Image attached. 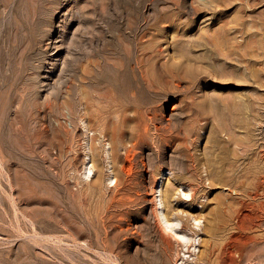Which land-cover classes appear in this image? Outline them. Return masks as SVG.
I'll use <instances>...</instances> for the list:
<instances>
[{
	"label": "rangeland",
	"instance_id": "rangeland-1",
	"mask_svg": "<svg viewBox=\"0 0 264 264\" xmlns=\"http://www.w3.org/2000/svg\"><path fill=\"white\" fill-rule=\"evenodd\" d=\"M0 264H264V0H0Z\"/></svg>",
	"mask_w": 264,
	"mask_h": 264
},
{
	"label": "bare ground",
	"instance_id": "bare-ground-1",
	"mask_svg": "<svg viewBox=\"0 0 264 264\" xmlns=\"http://www.w3.org/2000/svg\"><path fill=\"white\" fill-rule=\"evenodd\" d=\"M170 71V70H169ZM151 120V119H150ZM151 122V121H150ZM145 124V123H144ZM143 128V127H142ZM146 131V130H145ZM143 132V131H142ZM141 134V133H140ZM137 136V135H136ZM145 136V135H144ZM137 142H135V144H136ZM138 143H139V140H138ZM137 143V144H138ZM87 144V143H86ZM140 144V143H139ZM106 145V144H105ZM109 146V145H108ZM88 148V147H87ZM109 149V148H108ZM107 159V158H106ZM87 162V161H86ZM85 162V163H86ZM87 164V163H86ZM83 165V167H84V170H83V173H84V177L85 176H89V174H90V172H91V170H92V168L90 167V166H88V165ZM92 164V163H91ZM108 167V166H107ZM83 169V168H82ZM112 173V172H111ZM163 173V172H162ZM162 173H160V174H162ZM165 173V172H164ZM110 174V173H109ZM82 175V174H81ZM157 177V176H156ZM162 177H163V175H162ZM87 178V177H86ZM107 178V177H106ZM113 178V177H112ZM111 178V176H110V178L109 179H107L106 181H109V184L108 185H110V183H112V181H113V179ZM85 179V178H84ZM156 179V178H155ZM166 179V178H165ZM156 181V186H155V189H154V191H155V193L153 194V198H154V203H153V209H154V215H155V218H156V221H157V223H158V225L160 226V228H161V231H164L165 233L166 232H168V233H170V235L172 234V235H175V224L177 223V222H175L173 219H170V218H168L167 217V215L163 212V207L164 206H162V209L159 207V204H163V203H161L160 202V200H159V197H158V193H160V189H161V187L162 186H160V189L158 188L159 187V179H156L155 180ZM162 182V181H161ZM108 183V182H107ZM113 184V183H112ZM116 184V183H115ZM114 184V185H115ZM161 185V184H160ZM186 185V184H185ZM106 186H107V184H106ZM106 188V187H105ZM162 190V189H161ZM181 190V189H180ZM187 190H191V188H190V186L188 187V189ZM162 192V191H161ZM188 192H191V191H187V195L188 194H190V193H188ZM162 195V194H161ZM186 195V194H185ZM191 195V194H190ZM161 198V197H160ZM196 218V217H195ZM177 234V233H176ZM176 236V235H175ZM184 236H182V235H178L177 236V238H178V240H180L182 243H184L185 244V240H184V238H183ZM175 238V237H174ZM188 242V241H187ZM180 245H182V244H180Z\"/></svg>",
	"mask_w": 264,
	"mask_h": 264
}]
</instances>
